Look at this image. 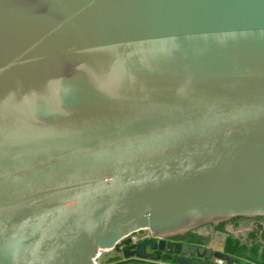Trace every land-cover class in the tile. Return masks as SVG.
Segmentation results:
<instances>
[{"label": "water", "instance_id": "water-1", "mask_svg": "<svg viewBox=\"0 0 264 264\" xmlns=\"http://www.w3.org/2000/svg\"><path fill=\"white\" fill-rule=\"evenodd\" d=\"M263 217L264 0H0V264Z\"/></svg>", "mask_w": 264, "mask_h": 264}, {"label": "crops", "instance_id": "crops-1", "mask_svg": "<svg viewBox=\"0 0 264 264\" xmlns=\"http://www.w3.org/2000/svg\"><path fill=\"white\" fill-rule=\"evenodd\" d=\"M231 222H235L240 225L241 229L238 231L231 230ZM256 219L238 218L230 220L224 223L226 229H223L221 233L214 232V235L220 234L223 238V242L217 249L211 246L200 245L197 243H190L191 245L203 246L210 248L214 251L226 254L242 263L248 264H264V241L259 237V234L252 238H247L246 235L254 234ZM210 226V225H209ZM207 230V234H212L215 227L210 226ZM235 227V226H234ZM205 229V228H204ZM264 230V229H262ZM230 242V245L228 243ZM227 243V244H226ZM114 256L108 255V259L104 264H174L171 261L160 259L158 261L151 260H139L135 258H125L120 252L112 251ZM110 252V253H112ZM108 253V254H110ZM212 264H218L216 260ZM223 264V262L221 263Z\"/></svg>", "mask_w": 264, "mask_h": 264}, {"label": "rangeland", "instance_id": "rangeland-1", "mask_svg": "<svg viewBox=\"0 0 264 264\" xmlns=\"http://www.w3.org/2000/svg\"><path fill=\"white\" fill-rule=\"evenodd\" d=\"M233 220H235V219H233ZM256 220H257V223H255V224H257V225H255L256 229L254 231V234H250V235H246V236H247V238H252L253 236L255 237L256 234H259V237L264 241V230H262V229H264V217L263 218H257ZM231 224H232L231 230H233V231L238 230L239 231L241 229L240 225L236 224L235 222H231ZM209 228H211V227L205 226L203 228H199L197 230L191 231L190 233H187L186 235L175 236L174 238L176 240H182L186 243H197L200 245L211 246L214 249H217L219 247V245L223 242V238L220 234L214 235V232L221 233V231L223 229H226V227L223 224H219L213 229V233L208 235L207 230ZM108 255L114 256L115 253L112 252L110 254L104 255L103 258L101 259V262H103V263L106 262V260L109 257ZM238 264H248V263L239 262Z\"/></svg>", "mask_w": 264, "mask_h": 264}, {"label": "built area", "instance_id": "built-area-1", "mask_svg": "<svg viewBox=\"0 0 264 264\" xmlns=\"http://www.w3.org/2000/svg\"><path fill=\"white\" fill-rule=\"evenodd\" d=\"M150 237H151V233L145 229L139 230V231H136L130 235H127L119 243H117V245L113 249H100V250H98L95 253L94 257L92 258V264H104L103 262H101V259L103 258L104 255H106L112 251H117V252H120L122 254V252L124 251V249L126 247L136 245L140 241L148 239ZM217 262H218V264L222 263L221 261H217Z\"/></svg>", "mask_w": 264, "mask_h": 264}, {"label": "flooded vegetation", "instance_id": "flooded-vegetation-1", "mask_svg": "<svg viewBox=\"0 0 264 264\" xmlns=\"http://www.w3.org/2000/svg\"><path fill=\"white\" fill-rule=\"evenodd\" d=\"M205 227V226H204ZM203 228V227H202ZM190 233V232H189ZM186 235V234H185ZM152 237V236H151ZM151 237L150 238H148V239H151ZM146 240V239H145ZM143 241V240H142ZM166 241H180V242H184V241H182V240H176L175 238H170V239H166ZM141 242V241H140ZM186 243V242H185ZM138 244V243H137ZM190 244V243H189ZM130 247V246H129ZM129 247H126L125 249H127V248H129ZM124 249V250H125ZM158 252V254L160 255V256H163V255H167V253L165 252V251H161V252H159V251H157ZM123 253L124 252H122V255H123ZM172 255H173V253H172ZM161 258V257H160Z\"/></svg>", "mask_w": 264, "mask_h": 264}, {"label": "trees", "instance_id": "trees-1", "mask_svg": "<svg viewBox=\"0 0 264 264\" xmlns=\"http://www.w3.org/2000/svg\"><path fill=\"white\" fill-rule=\"evenodd\" d=\"M227 244V243H226ZM228 245H230V242L228 243Z\"/></svg>", "mask_w": 264, "mask_h": 264}]
</instances>
